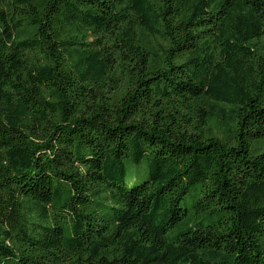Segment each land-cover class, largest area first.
Segmentation results:
<instances>
[{
    "label": "trees",
    "instance_id": "1",
    "mask_svg": "<svg viewBox=\"0 0 264 264\" xmlns=\"http://www.w3.org/2000/svg\"><path fill=\"white\" fill-rule=\"evenodd\" d=\"M258 141L264 0H0V264H264Z\"/></svg>",
    "mask_w": 264,
    "mask_h": 264
},
{
    "label": "rangeland",
    "instance_id": "2",
    "mask_svg": "<svg viewBox=\"0 0 264 264\" xmlns=\"http://www.w3.org/2000/svg\"><path fill=\"white\" fill-rule=\"evenodd\" d=\"M264 151V143H261V141H258L257 143H255L252 147H251V153L253 155L257 154V153H260ZM132 172V169H130L128 171V174H130ZM195 199L196 197L193 196L191 193L186 196L181 202H180V206L182 208H186L190 211H193V206H194V203H195Z\"/></svg>",
    "mask_w": 264,
    "mask_h": 264
}]
</instances>
